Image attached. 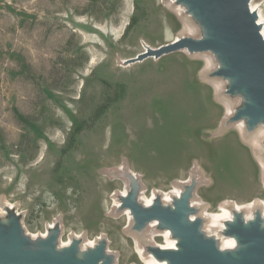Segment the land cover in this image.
<instances>
[{"label":"rangeland","instance_id":"obj_1","mask_svg":"<svg viewBox=\"0 0 264 264\" xmlns=\"http://www.w3.org/2000/svg\"><path fill=\"white\" fill-rule=\"evenodd\" d=\"M204 35L169 0H0V207L19 210L31 241L57 222L63 244L103 237L117 264H146L128 216L112 212L124 164L147 196L195 184L198 171L210 213L264 212V126L248 135L228 123L246 99L227 97L229 81L212 77L217 57L129 62Z\"/></svg>","mask_w":264,"mask_h":264},{"label":"water","instance_id":"obj_2","mask_svg":"<svg viewBox=\"0 0 264 264\" xmlns=\"http://www.w3.org/2000/svg\"><path fill=\"white\" fill-rule=\"evenodd\" d=\"M188 6L202 25L206 38L196 40L182 38L158 49L147 48L146 52L130 63L142 62L188 49L191 53L213 51L222 68L215 76L230 80L228 92L240 94L246 103L240 108L234 120L248 118V126L254 129L264 123V38L258 16L251 11V0H179ZM139 183L134 179L132 191L124 199V206L131 208L137 227L142 228L149 221L159 219L161 228L171 229L180 239L181 251L153 249L159 259L169 264H264V227L258 214L255 221L246 225L240 215L229 226L228 234L235 235L242 247L236 253L222 252L214 239H208L201 231L202 222H189L192 209L189 198L192 188L175 203V209L163 207L157 200L151 209H143L137 202ZM59 228L50 231L49 236L33 244L24 235L21 218L10 212V224L0 223V264H112L111 258L103 263L106 248L101 243L94 251L78 257L79 241L69 248L57 250ZM35 245L36 249H33Z\"/></svg>","mask_w":264,"mask_h":264},{"label":"bare ground","instance_id":"obj_3","mask_svg":"<svg viewBox=\"0 0 264 264\" xmlns=\"http://www.w3.org/2000/svg\"><path fill=\"white\" fill-rule=\"evenodd\" d=\"M175 4V6L179 7L183 12H185V16L188 18V16H191L195 18L194 14L189 10L188 6L184 3L179 2V0H169ZM257 0H251L250 7L251 11L253 13H256L258 16V24L261 26V34L264 38V13L258 14V5ZM260 15V16H259ZM260 17V18H259ZM196 19V18H195ZM197 20V19H196ZM194 38L196 40H202L206 38V35L203 37H193V36H187ZM186 38V37H183ZM182 39V38H180ZM149 47V46H148ZM145 49V52L147 48ZM151 49H156L150 46ZM181 51L187 52L189 54H212L215 57L217 55L209 50V51H204V52H195L191 53L188 49H183ZM144 52V53H145ZM218 59V57H217ZM222 68V64L220 63V66L216 71L213 72L212 77L215 79H223L227 80L230 83V80L223 77V76H215V73ZM231 84H229L228 89ZM236 96V94H230L227 90V97L233 98ZM238 111V110H237ZM237 111H234L233 109H229V114H228V123L230 125L233 124H244L246 125V129L248 132V135H252L255 133L256 129H258L260 126H264V123H260L258 126H256L254 129H250L248 126L247 119L248 118H243L241 120L235 121V115ZM226 120V121H227ZM225 125H222V131L224 130L226 126V122L224 123ZM119 172V177L125 181V188L123 191H120L119 197H114V205L112 208V212L114 213L115 216L121 215V213H125L128 216L129 220V226L127 228V232L132 235L137 243V249L139 252L142 254L143 257H145L146 264H169V261L166 259H159L155 254L153 249H159L161 251H181L180 248V239L174 235L173 231L168 228H161L160 226V221L159 219H154L152 221H149L143 226L142 228L137 227V222L135 219V216L129 207L124 206V199H126L129 194L132 191V184L134 179H136L139 183L140 189L139 193L137 196V202L143 209H151L154 205V203L159 200L161 205L166 208L170 209H175V203L176 201L180 200L182 196L188 191L189 188H192L191 195L189 198V207L192 209V212L189 215V222L194 223L196 221H201V231L204 233L206 238L208 239H214L217 241L219 249L224 252H231V253H236L238 249L242 247L241 243L237 239L235 235L228 234L229 226L233 225L236 222L237 215H240L242 218L243 222L246 225H249V223L255 221L257 215L259 214L258 212H243L244 207L236 204L235 211H230V209L225 208L222 213L219 214H214L210 213L207 208L204 200L200 197L199 195V190L202 188V181L205 180V177L203 174H200V172L195 171V175L193 176V179L197 180L195 181L196 183L194 184V181L190 180L188 183H186L184 186L183 185H175V189L173 192L170 193H163V192H157L154 191L151 196L146 195L145 191V184L143 183L142 179L131 170L126 164L122 165L121 167L118 168ZM197 173V175H196ZM199 174V175H198ZM14 212L16 215L20 216L19 210L15 208L11 204H7L6 207H0V223L4 225H9L10 224V212ZM261 219H262V225L264 227V212L259 214ZM58 225L59 228V236H58V241H57V250L61 251L59 249V245L63 244L62 241V235L64 233V225L63 224H58L57 222H54V224L51 225L48 233L44 235L41 239L44 240L46 239L49 234L50 230L56 228ZM21 226L23 227V220L21 221ZM141 234H144V240L148 242L151 248L146 249L144 247V240L141 237ZM25 235V234H24ZM159 235H162L166 238L167 244L166 245H161L157 244L155 242V238L158 237ZM26 236V235H25ZM35 236H31V239L34 243L37 241L35 240ZM79 241L78 245V257L83 259L86 253H90L91 251H94L97 247L101 245V243H104V238L103 237H98L94 241L90 240L87 234H84L83 236H76L73 235L70 237L69 242L63 244L65 246L64 249L69 248L71 244L74 241ZM33 249H36L35 245L33 246ZM118 253L112 251L108 246L105 248L104 251V256L101 259L100 263H103L106 259L111 258L113 263L112 264H117L118 261Z\"/></svg>","mask_w":264,"mask_h":264}]
</instances>
